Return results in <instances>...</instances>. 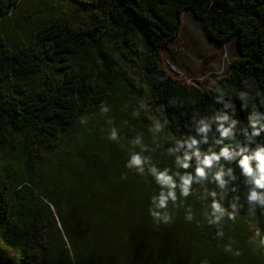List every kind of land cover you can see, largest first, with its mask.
<instances>
[{"label": "trees", "instance_id": "trees-1", "mask_svg": "<svg viewBox=\"0 0 264 264\" xmlns=\"http://www.w3.org/2000/svg\"><path fill=\"white\" fill-rule=\"evenodd\" d=\"M32 1L0 0V264H264L249 223L264 227L259 210L249 217L244 205L235 221L210 226L194 185L169 205L173 221L158 223L148 214L151 177L124 166L137 135L158 165L172 166L173 139L190 132L193 114L221 109L218 95L242 120L264 102V0H80L89 14L78 6L73 28L47 14L49 2ZM185 10L214 42L238 41L230 73L205 89L162 65ZM113 126L118 141L107 139ZM236 187L226 207L242 195Z\"/></svg>", "mask_w": 264, "mask_h": 264}, {"label": "clouds", "instance_id": "clouds-1", "mask_svg": "<svg viewBox=\"0 0 264 264\" xmlns=\"http://www.w3.org/2000/svg\"><path fill=\"white\" fill-rule=\"evenodd\" d=\"M216 102L222 105L221 109L209 115L193 114L190 132L173 139L167 149L172 166L158 165L141 135L130 138L131 148L124 166L141 177L150 176L156 186L148 207L154 221L172 222L174 213L169 205L175 208L178 201L183 204L193 195L194 185L201 188V198L206 201L202 215L210 226H218L225 220L235 221L238 209L244 205L249 217H256L257 210L264 214V102L249 111L244 120L233 115L232 102L222 94L216 97ZM100 112H109V107L101 105ZM161 127L159 121L154 125L156 131ZM107 139L119 140L115 126L109 129ZM237 183L243 186L242 195H235L226 207L225 199L229 192H237ZM184 219L193 220L191 206L185 209ZM249 223L257 247L264 249V227L255 219ZM216 236H224L222 228H217ZM224 250L235 256L241 254L239 249L233 250L231 243Z\"/></svg>", "mask_w": 264, "mask_h": 264}, {"label": "rangeland", "instance_id": "rangeland-1", "mask_svg": "<svg viewBox=\"0 0 264 264\" xmlns=\"http://www.w3.org/2000/svg\"><path fill=\"white\" fill-rule=\"evenodd\" d=\"M46 2L50 4L46 10L47 14H58L57 23L70 28L78 26L82 19L76 10L78 6L83 8L86 15L89 14L87 7L84 8L85 5L80 0L32 1L34 7L42 9ZM101 4L102 0L87 2L92 8ZM21 6L24 8V4ZM46 12L43 10L42 14ZM238 57L236 36L222 44L214 42L205 30L204 21L196 18L190 10H185L182 14L178 36L166 45L161 54L163 68L173 79L203 89L210 87L215 78L228 75L232 61Z\"/></svg>", "mask_w": 264, "mask_h": 264}, {"label": "water", "instance_id": "water-1", "mask_svg": "<svg viewBox=\"0 0 264 264\" xmlns=\"http://www.w3.org/2000/svg\"><path fill=\"white\" fill-rule=\"evenodd\" d=\"M205 30H206V27H205ZM209 36V35H208ZM210 38V37H209Z\"/></svg>", "mask_w": 264, "mask_h": 264}, {"label": "bare ground", "instance_id": "bare-ground-1", "mask_svg": "<svg viewBox=\"0 0 264 264\" xmlns=\"http://www.w3.org/2000/svg\"><path fill=\"white\" fill-rule=\"evenodd\" d=\"M233 37H234V36H233ZM227 41H228V40H227ZM227 41H226V42H227Z\"/></svg>", "mask_w": 264, "mask_h": 264}]
</instances>
